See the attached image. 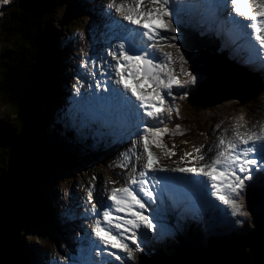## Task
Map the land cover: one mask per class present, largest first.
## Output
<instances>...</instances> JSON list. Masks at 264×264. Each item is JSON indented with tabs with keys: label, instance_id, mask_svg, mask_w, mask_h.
<instances>
[{
	"label": "rangeland",
	"instance_id": "obj_1",
	"mask_svg": "<svg viewBox=\"0 0 264 264\" xmlns=\"http://www.w3.org/2000/svg\"><path fill=\"white\" fill-rule=\"evenodd\" d=\"M12 1L13 0H8L7 4L11 3ZM100 1H101L100 4L104 3V6H107L108 0H100ZM86 3L87 4L85 6L73 5L72 7L70 6V8L69 7L62 8V10L58 13L59 17L54 18V20H56L62 17H67V16L70 17V15L74 16L77 13H79L78 15L83 16V19H81V17H77V23L79 24H77L75 27H78L79 25L80 27L73 29L72 32H70V29H72L74 26H71L68 28L67 25H65L64 28H61L60 30L61 38H59V40L57 41V47L59 48L60 46L66 47L65 42L71 38L73 42L71 43L70 46L75 47V43L78 42L79 37H80L78 33L81 34L82 31L89 28L90 21L87 19L88 14L89 12H91L92 9L94 10L95 7L96 8L99 7L100 4L99 3L98 5L97 3L95 4L94 0H86ZM7 4L0 2V22L4 16V11L7 9L6 8ZM110 4H114L115 6H118L121 4L134 5V0H109V5ZM143 6L154 7L148 2V0H143ZM74 8H77L78 11L74 10ZM84 12H86V14H83ZM240 23L244 25V24H247V21L241 18ZM241 24H240V27H242ZM242 28L249 31V29L247 28H244V27ZM166 38L167 39L164 41L165 45L163 46H167V48L170 51L175 52L174 53L175 65L179 70V74L181 75L182 72H181L180 67L189 66V64L192 63V60L196 58L197 54L188 52L183 45L179 46V44H173L172 43L173 40L170 34H167ZM166 43L170 45H175V47H169V45H166ZM159 44H162V43H159ZM0 48H1V45H0ZM176 49H179V51L177 52ZM180 49H182L185 52H181ZM66 52L67 50H65V52L61 54L58 51L60 65H63L60 68L62 69V71H64L62 73H64L65 78H66V74H68V72H65V70H67L65 65H67L66 63H68ZM71 57L74 59V55ZM180 57H183V61H184L183 63L181 62ZM215 59L216 61L219 59L218 57H216V54H214L212 57L213 63ZM223 62L225 63V66L229 68V70L231 71L233 75H235L242 82L245 83V86L252 84V86L254 87L253 83H256L255 85L259 89L263 87L261 82L253 74L247 73L243 69L236 68V71L237 72L240 71L239 73L242 74V76H240L236 72H233V70L227 65V63L224 60ZM101 67H102V63H97L95 65L94 70L92 71L90 75V79H91L90 86L94 91L98 93L97 94L98 96L99 94H103L101 92L99 80L97 79V73L99 72ZM111 67L114 68L115 63H112ZM261 73L263 75L262 79L264 81V70ZM111 75L113 76V78L117 80L116 74L115 75L111 74ZM229 76L230 75L228 74L227 79L230 80ZM186 77L189 78L190 80L189 75L185 76L184 78ZM191 77L196 78L194 83H189L188 82L189 80L183 79V81L185 80V82L183 83L185 86L183 90H185L184 95L186 98L184 97V95H181L182 88H179L177 90V96H172V100L168 103L166 110L161 115L157 116L159 120L162 119V120L168 121L167 125L160 128V129H167L166 132L161 133V136L158 141L160 144L164 145V147H157L156 141L154 140V138H151V137H149L148 147H150L153 151L155 150L158 155H160L161 157L167 160H170L171 162H179L180 164H182L181 161L186 160L189 162H196L198 165L200 163H203V160L205 159L203 150L206 148V143L209 144V146L212 145L211 144L212 141L213 143L214 142L218 143L219 138L217 137V135L225 134L224 132H221V133L218 132L220 127H223V125L225 124L227 125V123H229L231 126L235 125L234 127H236L238 130H240L243 126H247L245 127L246 129L244 130L245 133H248L254 130L260 131L261 126L264 125V91L256 99H253L244 104H242L240 101L242 98L248 99L249 98L248 95L243 96L242 94L238 93L237 94L238 96L236 95L234 97H228L227 99H224L223 97L224 100L221 98V100L223 101L210 105L208 108H205L202 106H194L193 104L194 98H196L198 93L203 90H204L205 96L212 95L213 93H215L217 94L216 97H219L218 95L219 93L217 92L215 86L217 85L221 87L222 85H225L226 80L223 78H218L215 82H209L212 79V67L209 63L208 65L203 64L202 66H198V64H195L194 71L191 74ZM126 80L129 83V79H126ZM115 84L121 87V84H117V83ZM228 84L234 88V82H229ZM138 89L141 90V87L138 86ZM208 89H210L211 92ZM80 90L82 91V89H79L77 92H80ZM224 90H228V87L227 86L224 87ZM144 92L145 94L148 92V85L144 88ZM191 95L192 97L194 96L195 97L191 99L190 97ZM98 96H94V105L92 106V110L96 114H98V108L95 106V100L99 99ZM219 100L220 99H218L217 101ZM134 102H137L135 98H134ZM56 108L58 109L59 107L58 106L54 107V110L51 112L52 116L55 115L54 113H55ZM46 110L47 109H45V112H47ZM78 113H80V109L76 107L71 111L70 117L72 118V116H77L76 114ZM60 114L63 115L62 113ZM15 117H16L15 113L11 112L10 106H8L5 103L4 97L2 96V94H0V120L11 125V127H14L15 129L14 122H13L15 120ZM58 117L61 118L59 123L64 124L65 120L63 119H65V116H58ZM243 117L247 120L243 121L242 120ZM53 118L54 116L51 117L52 120ZM142 118H143V115L142 113H140L137 116V120L141 121ZM52 120L50 121V123H52ZM55 121H58L57 116H55ZM180 121H183V123L179 124ZM133 123L135 125V121ZM177 126L179 128L178 132H177ZM52 128L53 127L51 126V129ZM228 131H227L228 133H232L234 130L231 129ZM61 135H62L61 137L62 141L66 143L64 146L65 147L64 162H67L66 161L67 157L69 158L70 162L68 161L67 162L68 165H65V163L59 162V158L54 157L56 159V163L59 164V167H57L55 171L52 172V175L49 177L50 181L47 185L48 188L45 187V191L47 193V196H46L47 201L45 200L43 202L45 207H47V210L49 209L48 212L51 216H52L51 213L53 212L54 220L56 223L58 222V220H61L62 217H66V216L70 217L71 215V210H73L72 209L73 206H72V203H69L70 196H71L70 192L71 190H74L75 183L78 186V189H77L78 191L82 187L86 186L87 184L91 182H92L91 188H94L97 186L98 178L100 177L99 191L104 193L103 189L110 187V186H117V185L122 184L123 179H124L123 175H125V173L127 172L126 166L122 165V168H121L122 160L120 157V154H121L120 151L116 150L115 147L112 145L105 144V143L103 145L101 144V142L104 141V138H102L101 136L102 135L107 136V134L103 132L100 128L96 126H92L90 128L88 127L87 131L81 130L79 131L78 136H75V139H73V137H70V136L64 137L63 134H59V136ZM142 136L139 139H137V136H136L135 140L130 143V146H134V142H135V144H137L138 147L141 146L140 148H142L143 147V142L141 139ZM204 141H206V143H204ZM84 145H88V148L82 147ZM92 146L94 147L100 146L99 150L95 152L96 160L94 158L92 159L89 157L90 155L89 149ZM137 146H135L136 150H137ZM224 147H222V149H224ZM197 148H200L199 153L196 151ZM216 149H219V148L216 147ZM127 150H128L127 148L123 149V153H127ZM66 154H67V157H66ZM135 154L136 152H133L132 159H134ZM200 155H203L204 157L203 160L197 159V157ZM48 156L52 157L51 154H49ZM81 161L84 165L77 166V164L78 163L80 164ZM97 162H100V163H97ZM65 167H68V169H65ZM9 169L11 172H13L12 159L9 163ZM209 182H212V181L210 180L208 181V183ZM250 183L251 185L248 184L250 187H246L245 190L241 194V197L244 198V201H242L241 199H238V201L241 202L240 211L242 210V208H244V210L240 212L242 213L241 216H243V214L247 215L248 217L247 220L246 221L244 220L243 223L238 226L239 228H229L227 229L228 232H225V234H228L229 238H232L231 240L232 245L237 242L234 240L237 237L244 236L243 239L240 240V242L243 243L245 240V237L250 236L256 230V227H255L256 221L253 217V213L250 210H251V204L252 202L255 201V198H256L255 196L257 193L255 191L256 190L255 187L257 183L255 179H253L252 182ZM174 186L178 188L180 186V183L176 182L174 183ZM87 190H89V188H87ZM88 192H86V195H85L87 197H89ZM26 199L27 198H25L24 200ZM60 202L62 203V205L60 204ZM37 203L41 205L40 202H37ZM215 203H217V201ZM176 215H177L176 222L174 221L171 223L167 219L166 224L168 225L169 236H171L172 234H177V235H180L185 241H189L192 243L199 242L202 245H209L210 243L209 239L211 238L219 239L222 233L224 231H227V230H220L219 228H216L218 224H215L212 222H206L203 224H196L197 225L196 227L202 230V232L200 233L201 237H196L192 234V231L190 229L192 228V224H190V219H188L186 216L181 217V215L178 213ZM155 219L161 220V217L156 216ZM155 222L158 226H162L158 221L155 220ZM64 223L69 224L68 222H65V221ZM208 225H213L215 227L208 226ZM57 226L59 227L58 223H57ZM56 230H59V229H56ZM46 231L48 230H44L39 236H35V234H33V236L29 237V239H31L29 240V243H30L29 248L31 249L30 251L31 257L28 254L27 261L25 260V264H32V263L42 264L44 262L43 260L45 259V257L48 258L52 256L55 252H58V247L60 244L59 242L61 241L65 242V237L63 236L64 233L62 235L61 233H56V232L50 233ZM231 234H232V237H230ZM180 236H175V237L179 238ZM252 236L254 239H252V241L249 242L248 250L249 252L252 251L250 252V254L251 255L254 254L253 258L254 257L256 258V257L262 256V253L264 252V243L262 245H259L257 250L255 249L257 247L256 243L260 239L264 240V231L257 233L256 235L252 234ZM33 237H34V240H32ZM165 237H166L165 234H162L159 237L160 238L158 240L159 244H163V245L167 244L168 240H165ZM25 238H27L26 235H25ZM172 241L173 239L171 240V244H172ZM252 242L253 244L251 245ZM64 244L66 245L67 243H64ZM152 244H155V242ZM65 245L63 244L61 245L62 250L64 251L67 250ZM136 247L137 245L135 244L134 248L136 249ZM18 249L20 250V254H21L22 252L21 249L23 248L17 240L16 253ZM41 251H45V252L42 255H40L39 253ZM17 257L15 258L14 264H17ZM141 259H142V255H139V252H136V255L134 256L133 261L131 263H124V264H140Z\"/></svg>",
	"mask_w": 264,
	"mask_h": 264
},
{
	"label": "trees",
	"instance_id": "obj_2",
	"mask_svg": "<svg viewBox=\"0 0 264 264\" xmlns=\"http://www.w3.org/2000/svg\"><path fill=\"white\" fill-rule=\"evenodd\" d=\"M78 4V0H13L6 5L0 22V94L16 115L13 121L15 129L0 120V176L8 178L12 174L9 163L13 154L28 138L31 143L29 156L39 172L23 206V221L18 231V242L23 249L21 254L19 249L17 251V264L27 261L29 244L24 240L25 234L39 236L44 230L50 232L58 228L53 212L51 216L43 204L47 201L45 187L49 177L59 167L54 157L65 165L70 162L67 154V162H64L65 144L59 136L64 128L59 125L52 129L49 127L52 107L60 96V74L63 72L58 51L61 54L65 52L57 47V41L61 28L78 24L77 17L81 15L76 12L74 16L69 14L70 17L54 18L59 17L62 8ZM74 10L78 11L77 8ZM183 46L190 53L207 57L216 49L191 32L185 33ZM204 56L198 58V62L203 61ZM208 61L204 64L208 65ZM190 97L193 99L192 95ZM65 134L72 136L67 131ZM256 193L251 204L256 221V230L252 234L264 231V187ZM252 234L243 243L237 240L228 245L213 240L209 246L176 237L172 244L158 246L146 253L140 264H264V259L254 262V254L251 255L252 251L248 250Z\"/></svg>",
	"mask_w": 264,
	"mask_h": 264
},
{
	"label": "snow or ice",
	"instance_id": "obj_3",
	"mask_svg": "<svg viewBox=\"0 0 264 264\" xmlns=\"http://www.w3.org/2000/svg\"><path fill=\"white\" fill-rule=\"evenodd\" d=\"M0 2L7 4L8 0H0ZM153 5L151 9H143V0H134V7L130 4H121L116 6L117 11H125L127 14L124 15V20L129 21L131 24L138 25L145 29L143 36H147L148 40H153L154 35H158L157 30L159 28L167 27L170 31L175 32L176 28L172 27L173 11L170 8V0H148ZM231 4V12H234L237 17L243 18L248 21L247 24L242 27L251 29L248 35L258 42L259 47L264 49V0H225V4ZM113 5H109L112 7ZM142 18L145 22H142ZM164 18H168V23L165 24ZM236 22V21H234ZM238 23V22H237ZM175 39V37H173ZM175 47V45H170ZM152 51L149 52L148 48ZM161 51L157 44L150 46L137 47L135 43H132L128 48H125L124 44L119 46V58L115 53H110L113 60H116L115 74L117 77L116 83L122 84L125 92H131V95L140 101L141 105L146 106L149 109L146 115L152 117L154 115L161 114L160 105L163 104V98L161 97L162 89H171L173 83H176L174 74L168 70L169 65L172 63L171 53L162 52V56L165 60L164 64H156L153 62L154 59H158L156 52ZM178 52L179 49H176ZM129 52H132L130 55ZM144 54L141 55L140 53ZM151 56V58H149ZM183 63V57H180ZM167 74V81L165 82L160 73L165 72ZM181 72H186L185 69L181 68ZM125 73L133 80H137L138 83L148 84L153 88V94L155 103L152 99H149L145 94L140 93L136 87L131 86L125 79ZM190 76L189 83L195 82V77H191L190 73H186ZM119 102L127 105L130 101L118 92L113 93ZM167 129L159 128H145L144 135L142 136L143 151L147 157L146 162L143 165L145 170L150 169L152 165L153 154L149 152V137L154 138L157 147H164L160 144L159 138L162 132H166ZM179 128L177 126V132ZM221 145L225 144L224 140L220 141ZM226 147L219 151L216 156L208 164H203L199 168H178L173 171L179 172H191L200 173L203 176L211 179L212 187L215 190L214 194L216 199L222 204L227 206L230 210L232 217H236L240 213L239 205L237 204L234 197L239 194L244 188V182L251 179L250 174L244 175L241 178L236 174L237 169L242 173H249V169L258 164L257 159L249 158L250 154L256 153L260 160L264 161V125L261 126L260 131H250L246 134L234 130L232 137L226 142ZM244 147L240 149V146ZM135 146V145H134ZM239 149V150H238ZM196 151L199 153L200 148ZM139 160L140 157L137 156ZM199 160H203V155L197 157ZM264 171V169H261ZM163 171V169H161ZM140 177L145 176V171L139 173ZM143 184V181H137L135 177L131 178L124 187L112 188L108 199L112 201L111 208L117 213H125L130 218L124 219L123 224L116 223L114 226L116 229L123 228L124 231H128L127 226H131L132 229H139L141 227L152 231L153 224L149 221V218L142 215L139 211H134V208L143 209L145 205L138 198V194L132 188V185ZM140 191L145 196H151L150 191H146L143 187ZM89 201H91V193H89ZM104 222L112 225L113 217L109 210L103 212ZM120 219V218H118ZM239 223L240 221H235ZM92 232L97 236L100 241L105 245H110L112 248H118L127 253L129 258L133 256V249L129 248L127 244L123 243L122 240L118 239L112 234L111 228H104L99 224L92 227ZM132 243L136 244V239L133 236ZM136 252L140 251V247L137 246ZM119 259V257H117Z\"/></svg>",
	"mask_w": 264,
	"mask_h": 264
},
{
	"label": "water",
	"instance_id": "obj_4",
	"mask_svg": "<svg viewBox=\"0 0 264 264\" xmlns=\"http://www.w3.org/2000/svg\"><path fill=\"white\" fill-rule=\"evenodd\" d=\"M211 57L213 56H210V61L212 63ZM214 65L213 67H216L215 73L212 72V79L209 82H215L218 78L226 80L225 86L222 87H228V90H224L225 92L227 91L223 96L224 99L234 97L238 93L243 96L248 95V99H241V102L244 104L255 99L259 93H261L262 88L257 89L253 87L252 84H246L247 86H245V83L233 75L220 58L217 61L216 59L214 60ZM227 73L230 74V80L227 79ZM229 82H234V88L228 84ZM216 88H218L217 85ZM216 95L217 94L213 93L212 95L205 96L203 90L194 98L193 104L208 108L210 105L224 100L223 97V100H221V97H216ZM213 98H215V101L211 100ZM218 99L220 100L217 101ZM30 144V139L28 138L27 142H22L17 147L12 159V174L8 178L4 175L0 176V264H14L15 262V258L17 257L16 234L23 219V204L26 201L24 199L27 198L29 188L38 178L39 172L36 163L29 156ZM252 244L253 242L251 245ZM259 257L258 260L255 258L253 261L258 262L263 260L264 252L262 256Z\"/></svg>",
	"mask_w": 264,
	"mask_h": 264
},
{
	"label": "bare ground",
	"instance_id": "obj_5",
	"mask_svg": "<svg viewBox=\"0 0 264 264\" xmlns=\"http://www.w3.org/2000/svg\"><path fill=\"white\" fill-rule=\"evenodd\" d=\"M217 3V2H216ZM212 7V6H211ZM210 7V8H211ZM210 8L208 9V10H210ZM202 9V8H201ZM202 11H205V9H203ZM121 12V11H120ZM200 17V16H199ZM199 17H196L197 19L199 18ZM218 17H220V18H223V16H218ZM240 19H241V17H239L238 18V23L236 22V26L237 27H240ZM242 25V24H241ZM122 28H124V29H126V30H128V31H130L131 32V34L133 35V36H135V37H138V35L139 36H141L142 38H143V41L145 42V37L143 36V33L140 31V30H138V29H136V28H131V27H127V26H125V25H120ZM240 28H242V27H240ZM198 30H200L201 31V29H199L198 28ZM251 29H249V31H250ZM175 43L176 44H179L180 46H182L183 44H184V41L182 40V39H176L175 40ZM240 46H243V41H241L240 42ZM221 48H222V50H225V46L222 44L221 45ZM174 49V48H173ZM175 50V49H174ZM181 50V52H185V51H183L182 49H180ZM214 54H216V57H218V58H220V57H222L223 55H222V53L220 52V51H217V52H215ZM213 54V55H214ZM212 55V56H213ZM211 59H212V57H211ZM209 61V64L211 65V67H212V72L213 73H215V68L213 67V66H215L214 65V63H213V61H212V63H211V61H210V56H209V59H208ZM224 60V59H223ZM232 60H234V62H235V59H233L232 58ZM226 62V61H225ZM236 62H237V60H236ZM227 63V65L233 70V72H236L238 75H240V76H242V74H240L239 72H237L236 71V68H238V67H235L234 65H233V61H227L226 62ZM207 64V63H206ZM213 64V65H212ZM246 67V66H245ZM240 70V69H239ZM193 71H194V68L189 72L190 74H192L193 73ZM230 71V70H229ZM231 72V71H230ZM109 74H111L110 72H109ZM114 74V73H113ZM229 74V73H228ZM115 75V74H114ZM230 75V74H229ZM64 79H65V75H64V77H63ZM207 79V78H206ZM221 81V80H220ZM225 83V82H224ZM110 84H113V86L115 87H111V89H114V90H117V92H120V94L121 95H123V96H125L126 98H128L127 97V95H124V93L122 92V90H121V87H119L118 85H116L114 82H111ZM223 86H225V85H222L221 87H219L218 86V88H216V86H215V88H216V90H217V92L219 93L218 95H219V97H223L226 93H227V91L225 92L224 91V88H222ZM103 90H104V95L103 96H105V92H107L108 90H109V88H103ZM210 92H211V90L210 89H208ZM189 94V93H188ZM112 96H109L108 98H111ZM98 98H99V101L101 100V102H103V105L105 104L104 103V100L102 101V97L99 95L98 96ZM130 98H132V99H130ZM134 96H132V97H129L128 98V100L130 101V104H127V105H125V104H122L123 106H127V108H125L124 110H127L128 108H129V105H134L135 107H133L132 108V110L134 111V113H137L138 115L140 114V113H142V115H143V113H144V109H147L146 108V106H144V105H141V103H140V101H137V102H134ZM136 99V98H135ZM211 100H214L215 101V98H213V99H211ZM241 102V101H240ZM242 103V102H241ZM243 104V103H242ZM221 111V110H220ZM215 113V112H214ZM219 115V114H218ZM247 115V114H246ZM245 116V115H244ZM50 117H53L52 116V113H51V115H50ZM229 118V117H228ZM227 118V119H228ZM244 118V117H243ZM136 119H137V117H136ZM223 120V119H222ZM135 121V124H136V120H134ZM227 122V121H226ZM224 123V122H223ZM222 123V124H223ZM247 123V122H246ZM134 124V123H133ZM239 124H241V123H239ZM126 126H127V124H125ZM243 125V124H242ZM235 126V125H234ZM234 126H231L229 123H227V125L225 124V125H223V127H220V129L218 130V132L219 133H221V132H224L225 134H223L224 135V141H225V143L227 142V140L229 139V138H231L232 137V134H233V132L232 133H228L229 131L228 130H236V131H238V132H242L241 130H238L236 127H234ZM123 129H124V127H122ZM158 128H160V127H158ZM224 129V130H223ZM228 131V132H227ZM254 131H256V132H259V131H257V130H254ZM212 145H214V146H209V144H206V150L207 151H209V154L207 155V156H212L213 154H214V151H212V149L215 147V145H216V143L214 142L213 143V141H212V143H211ZM134 145L135 146H137V144H135V142H134ZM225 145V147L227 146L226 144H224ZM224 145H221V148L222 147H224ZM135 146H134V148H135ZM224 147V148H225ZM241 148V147H240ZM239 150V149H238ZM155 151V150H154ZM159 151V150H158ZM156 152V151H155ZM162 155V154H161ZM213 158L211 157L210 159H209V162L208 163H210L211 162V160H212ZM207 163V164H208ZM185 175L186 174H190L191 172H183ZM237 173L238 174H241L240 176H243V173L242 172H240L239 171V169H237ZM163 171H161V168H158V169H151L150 170V173H149V177L148 178H146V180H145V182H149L150 183V185H151V187L152 188H155V189H160V190H163V191H165V189H164V187L162 186V184H164V180H163ZM154 178H156L157 180H159L161 183H158L157 181H154L153 179ZM191 178V177H190ZM204 178V185H205V190L208 192V193H210L211 191H212V183L213 182H209L208 183V181H210V178L209 177H203ZM162 180V181H161ZM189 181V180H188ZM173 183H176V178H174L173 179ZM182 186V184L180 183V186L179 187H181ZM52 190V189H51ZM192 191H194V189L192 190L191 189V191L190 192H192ZM198 191H201L202 192V189L201 190H198ZM244 191V188H243V190L240 192V195L242 194V192ZM205 192H203V194H204ZM204 195H206V193L204 194ZM206 198H207V200L208 201H210V197H208V195L206 196ZM214 200H215V202L217 201V199H216V197L214 198ZM237 202V204L239 205V209L241 208V206H240V202H238V201H236ZM239 216H241V214H239ZM187 219V218H186ZM109 228H111V232H112V234H116L117 236H119V237H124L125 235H127V233H126V231H124L123 229L120 231V233H115L114 232V230H115V228H114V226H112V225H109ZM116 231V230H115ZM32 235V234H31ZM216 237V236H215ZM34 238V237H33ZM218 238V237H217ZM31 240V239H30ZM264 243V240H262V239H260L256 244H257V247L255 248L256 250H257V248L259 247V245H262ZM107 247H108V249H111V246L110 245H106ZM93 248L96 250V251H98L100 248H99V245H98V242H97V240H96V238H95V236H94V242H93ZM52 249V248H51ZM32 251H33V249H32ZM52 251V250H51ZM45 251H41L39 254L40 255H42L43 253H44ZM46 252H47V250H46ZM51 257V256H50Z\"/></svg>",
	"mask_w": 264,
	"mask_h": 264
}]
</instances>
